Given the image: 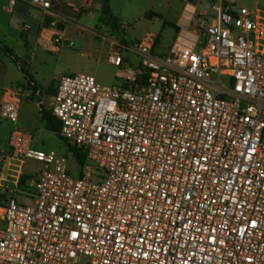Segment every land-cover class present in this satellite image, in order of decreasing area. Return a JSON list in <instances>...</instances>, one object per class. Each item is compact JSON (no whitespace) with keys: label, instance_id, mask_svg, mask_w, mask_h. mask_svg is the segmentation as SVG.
<instances>
[{"label":"built area","instance_id":"1","mask_svg":"<svg viewBox=\"0 0 264 264\" xmlns=\"http://www.w3.org/2000/svg\"><path fill=\"white\" fill-rule=\"evenodd\" d=\"M20 1L64 23L76 19L61 9L93 5L11 0L6 12ZM186 1L165 56L152 33L133 46L102 37L120 86L59 81L51 114L66 155L18 128L22 90L1 105L15 127L0 154V264H264V11ZM62 35L55 45L75 46ZM28 161L42 164L34 176Z\"/></svg>","mask_w":264,"mask_h":264},{"label":"rangeland","instance_id":"2","mask_svg":"<svg viewBox=\"0 0 264 264\" xmlns=\"http://www.w3.org/2000/svg\"><path fill=\"white\" fill-rule=\"evenodd\" d=\"M52 1V0H51ZM94 7L89 9L94 18L83 15L66 33V40L73 41L74 47L60 48L54 44L56 38L64 39L62 29L47 26L38 29L36 22L5 13L6 0H0V107L6 91L23 89L25 78L20 63L27 62L28 72L42 95L25 100L20 109L18 128L34 134V148L57 155L67 154L66 142L39 116L37 102L49 109V92L57 87L64 77L86 74L96 78L103 86H120V69L108 61L111 44L107 39H117L126 45L138 44L148 33L155 34L158 40L157 53L167 52L176 36L175 25L185 13L186 0H92ZM108 1L110 15L102 19V8ZM240 7L250 11H264V0H236ZM212 0H203L200 11L208 10ZM197 2L194 1L193 5ZM190 10V9H188ZM32 27L25 32V27ZM64 43V42H63ZM34 54V55H33ZM125 60L133 66L141 61L135 55L123 53ZM24 64V63H23ZM15 124L0 117V154L5 152ZM70 165L74 166L73 161ZM42 169V164L28 161L24 172L30 176ZM77 176V173H74ZM25 192L35 193L27 181ZM18 201L32 205L31 200L19 197Z\"/></svg>","mask_w":264,"mask_h":264},{"label":"crops","instance_id":"3","mask_svg":"<svg viewBox=\"0 0 264 264\" xmlns=\"http://www.w3.org/2000/svg\"><path fill=\"white\" fill-rule=\"evenodd\" d=\"M10 2H11V0H6L5 13L8 14L11 18H15L16 16H21L23 18H27L28 20L30 19L33 22H36L38 29L45 28V27L48 26L50 28V30L53 31V32H58V31H55L54 28L51 26V24L54 21L58 22V27H60L62 29V32H64L66 34L68 32V29L70 27L72 28L74 23L79 22L81 20V18L83 17V15H86V14H76L75 10L71 9V8H67V7L63 8V9H61V13L62 14H64L70 20L73 19V18L76 19V21H73V22L69 21L68 23H64L60 19L55 20L52 17H44L41 12L34 10L33 8H31L30 6H28L27 4H25V3L21 2V1L18 2V4L15 7L13 13L9 14V13L6 12V9L10 5ZM91 2L93 3V5H92V7L90 9H92L95 6L94 2L92 0H91ZM79 4L80 3H77L76 6H79ZM87 16H90V17L94 18L93 15L90 14V13L87 14ZM184 16L185 15L183 14L182 17H180L179 22L174 26L176 34L179 31L180 26L186 23V21L184 20ZM31 29H32V27L30 29H26V27H25V32H27V31H29ZM158 40H159V38H158ZM157 47H158V45L156 46L155 53L158 56H165L168 53V51H169L168 50L167 52L158 54L157 53ZM111 49H112V47H110V51H111ZM23 63H20V68H21V70L23 72V76L25 78V85H24L23 89H20V90H22V94L20 96V106L21 107L24 104L25 100H28L30 98H36V97L41 96L43 94L41 89L38 88L37 84L31 78V76L27 74V72H28V64L29 63H27V62H23ZM55 93H56V88L53 90L52 93L49 92V96L48 97H49L50 105H49L48 111L44 108L42 102H40V101L37 102L36 107L39 110V116H40V118L43 121H45L43 119V112L46 111V112H50L51 113V105H52V100H53V97H54ZM13 100H14L13 91L12 90L10 91L8 89L6 91V94L2 97L1 104L4 103V102H9V101H13ZM14 189L15 188H14L13 185H9V190L13 191Z\"/></svg>","mask_w":264,"mask_h":264},{"label":"trees","instance_id":"4","mask_svg":"<svg viewBox=\"0 0 264 264\" xmlns=\"http://www.w3.org/2000/svg\"><path fill=\"white\" fill-rule=\"evenodd\" d=\"M110 15V8L108 6V1H106L105 5L102 8V19L101 21L104 22L105 18ZM158 45V42H157ZM43 119L47 122L48 127L54 131L56 134L59 133L60 130V123L52 116L50 112H43ZM85 155L81 150H78L76 152V162L78 165L82 166L85 163ZM26 178L24 177L22 179L21 187H23V184L25 183Z\"/></svg>","mask_w":264,"mask_h":264}]
</instances>
